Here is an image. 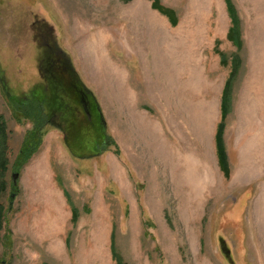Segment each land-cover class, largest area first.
<instances>
[{
	"label": "rangeland",
	"instance_id": "obj_1",
	"mask_svg": "<svg viewBox=\"0 0 264 264\" xmlns=\"http://www.w3.org/2000/svg\"><path fill=\"white\" fill-rule=\"evenodd\" d=\"M160 2L180 21L151 0H0V35L25 5L53 23L119 146L118 154L76 157L46 124L37 151L16 168L31 121L12 116L0 84V264H119L118 256L126 264H264V0H232L240 47L214 38L217 15L228 14L224 0ZM8 39L0 65H16L28 86L37 77L31 35ZM228 76L225 172L214 134ZM84 127L86 151L92 130Z\"/></svg>",
	"mask_w": 264,
	"mask_h": 264
},
{
	"label": "trees",
	"instance_id": "obj_2",
	"mask_svg": "<svg viewBox=\"0 0 264 264\" xmlns=\"http://www.w3.org/2000/svg\"><path fill=\"white\" fill-rule=\"evenodd\" d=\"M225 3L232 17L228 37L237 47H240L239 18L232 1L225 0ZM151 5L165 14L171 23H176L177 14L174 8L162 4L160 0H151ZM19 16V20L10 32L15 38L18 35L19 38L31 35L29 45L33 46L31 59L37 77L31 82L29 80L28 86H26L18 77L16 65H11V72H4L0 65V84L8 97L12 116L17 120L25 118L31 121L30 127L24 131L14 158L16 168L26 163L31 155L37 151L46 132V124L61 130L64 143L71 154L76 157H91L109 149L118 154L119 146L107 130L101 105L93 89L80 76L69 52L58 43L53 23L34 6L25 5ZM217 51L221 62L227 63L225 52L218 48ZM238 59V55L233 53L231 76L235 72L234 67L238 66ZM231 76L226 78L221 103L222 118L217 123L214 134L218 163L222 169L226 170L225 172H227L228 167L222 131L224 128V108L229 104L228 89ZM86 124L92 130L89 132L92 134V138L88 143L85 142L87 145L85 151L83 132H85L84 125ZM6 132V123L0 113V191L5 188L2 175L6 170ZM63 191L67 195L65 189ZM2 211V206H0V225L3 216ZM78 215V209L71 204V221L73 223L77 221ZM113 235L112 233L111 245L114 248ZM119 257H117L118 263L126 264Z\"/></svg>",
	"mask_w": 264,
	"mask_h": 264
},
{
	"label": "crops",
	"instance_id": "obj_3",
	"mask_svg": "<svg viewBox=\"0 0 264 264\" xmlns=\"http://www.w3.org/2000/svg\"><path fill=\"white\" fill-rule=\"evenodd\" d=\"M225 1V0H224ZM232 1V0H231ZM233 3V2H232ZM233 5H234V3H233ZM234 7H235V5H234ZM227 8V7H226ZM235 10H236V7H235ZM227 13L228 14H225V15H223V14H218L217 15V20H218V23H219V25H218V30H217V32L215 33V35H214V38H217L218 40L219 39H222V38H225V39H228L229 41H231L233 44H235L233 41H232V39L231 38H229L228 37V32H229V28H230V26H231V24H232V17H231V15H230V13H229V11L227 10ZM236 14H237V12H236ZM207 16V15H206ZM237 16H238V14H237ZM179 18V15H178V12H177V21H180V19H178ZM203 18H206V17H204L203 16ZM238 18H239V16H238ZM261 22H262V28H258V30H260L261 32L264 30V16L262 17V19L260 20ZM194 30V28L192 29V31ZM238 34H239V39H240V41H241V43H242V36H243V33H242V29H241V26H240V21H239V30H238ZM193 34H194V31H193ZM200 34V33H199ZM221 50V49H220ZM219 59H220V61H221V58H220V55H219ZM223 63V62H222ZM224 64V63H223ZM83 79V78H82ZM86 83V82H85ZM87 84V83H86ZM88 85V84H87ZM89 86V85H88Z\"/></svg>",
	"mask_w": 264,
	"mask_h": 264
},
{
	"label": "flooded vegetation",
	"instance_id": "obj_4",
	"mask_svg": "<svg viewBox=\"0 0 264 264\" xmlns=\"http://www.w3.org/2000/svg\"><path fill=\"white\" fill-rule=\"evenodd\" d=\"M8 4V3H7ZM4 10V9H3ZM5 11V10H4ZM6 13V12H5ZM12 16H14L15 15V12L14 11H12L11 13H10ZM6 16V15H5ZM5 19H6V21H9L10 22V20L8 19L7 20V18L5 17ZM9 22H7V26L8 25H10V23ZM9 27V26H8ZM8 27H6V30L8 31V33H7V35H0V44L4 47V48H10V49H12V47H10L9 46V44H8V42H7V40H9L8 38H10L13 34L10 32V30H9V28ZM56 33V32H55ZM12 34V35H11ZM6 36V37H5Z\"/></svg>",
	"mask_w": 264,
	"mask_h": 264
}]
</instances>
